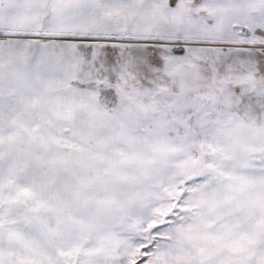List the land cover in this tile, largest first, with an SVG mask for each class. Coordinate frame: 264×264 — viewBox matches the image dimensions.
I'll use <instances>...</instances> for the list:
<instances>
[{
    "label": "snow or ice",
    "instance_id": "obj_1",
    "mask_svg": "<svg viewBox=\"0 0 264 264\" xmlns=\"http://www.w3.org/2000/svg\"><path fill=\"white\" fill-rule=\"evenodd\" d=\"M0 264H264V0H0Z\"/></svg>",
    "mask_w": 264,
    "mask_h": 264
}]
</instances>
